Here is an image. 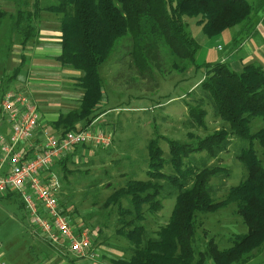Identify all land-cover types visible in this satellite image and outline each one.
<instances>
[{"label":"trees","instance_id":"1","mask_svg":"<svg viewBox=\"0 0 264 264\" xmlns=\"http://www.w3.org/2000/svg\"><path fill=\"white\" fill-rule=\"evenodd\" d=\"M21 5L14 14L0 8V27L9 17L10 31L20 36L19 44L24 46L38 33L36 22L41 11L60 14L61 49L54 59L62 67L82 72L77 81L82 90L79 106L59 114L53 122L57 132L85 129L104 112H99L105 99L100 67L123 39L131 40L129 55L140 73L159 64L162 49L176 69L204 68L197 85L201 97L189 108V114L203 126L206 99L214 114L227 124L204 137L189 134L191 142L164 138L168 158L162 156L156 137L148 141L147 179L129 178L106 199L105 205L116 206L119 215L117 224L121 226L116 234L135 246L129 257L112 258L110 264H204L209 259L214 264H245L253 250L264 245V125L256 131L250 129L254 118L264 122V68L256 61L244 64L240 71L224 61L197 63L200 44L190 33L185 17L196 18L195 23L208 38L238 27L232 37L236 44L238 37L254 32L253 15L264 6V0H51L45 6L40 0H32ZM233 136L248 142L235 156L245 173L238 184L227 188L224 197L215 199L210 180L218 174L222 179L228 176V170L219 163V154ZM255 141L261 147L260 156L254 149ZM202 151L218 162L194 166L190 155ZM67 157L59 160L63 168ZM165 164H169L170 173L162 171ZM160 180L176 187L177 193L166 223L159 226L154 237H146L142 224L145 210L162 208ZM125 197L129 202L126 207L122 204ZM230 203L235 204L247 231L234 234L226 248H219L210 238L205 248L196 249L198 215Z\"/></svg>","mask_w":264,"mask_h":264},{"label":"rangeland","instance_id":"2","mask_svg":"<svg viewBox=\"0 0 264 264\" xmlns=\"http://www.w3.org/2000/svg\"><path fill=\"white\" fill-rule=\"evenodd\" d=\"M24 1L29 2V4L32 3V0H0V8L14 14L21 2ZM248 1L255 3V0ZM50 2L51 0H40V5L45 6ZM46 15L48 14L45 12L41 13L36 22L37 25L38 22L46 21L42 19ZM185 19L190 33L201 43L196 56L197 63H202L205 60L214 62L220 57H226L231 61L233 57H237L231 47L233 36L230 31H227L228 35H224L223 39L220 40L222 48L215 49L211 47L215 45L213 39L211 41L207 37H202L201 26L195 23L196 18L185 17ZM9 23L10 18L5 17L4 25L0 27V88L5 90L13 87L23 90L30 94L31 99L40 106H42L44 97L56 95L58 98L56 96L54 98L57 99L58 104L53 109L54 113L57 110L64 112L74 107L73 101L77 95L73 91V83L68 80L64 83L67 74L58 73L60 76L58 79L63 83L59 82L60 91L50 84V80L44 73L39 72V69L31 68L29 71H24L27 75L22 77L13 78L10 77L11 75L5 74L8 69L18 63L19 59V47L13 44L19 43L20 36L10 31ZM41 41L36 36L32 45L37 46ZM205 41L210 42V44L205 45ZM49 42V44L41 45H43L42 48L51 50L52 53L54 52L53 49L56 50L57 44L54 40ZM130 48L131 40L123 39L100 67V74L104 81L105 99L99 112L101 110L104 112L103 115L100 114L94 119L91 127H100L105 130L111 137V143L107 146L88 144L84 146L86 153L83 155L79 152L81 150L78 145L72 152L65 154L68 156V160L65 162L64 168L63 165L59 164V160L51 168L59 179L57 180L58 204L68 219L71 221L74 214L80 213H82L80 216H89L86 218L88 221L85 223L84 229H78L75 222L71 221L75 229L78 232H87L93 241L95 237L93 232L98 228L96 242L106 240L111 246L126 245L127 247L128 241L116 234L117 227L121 226L117 224L119 215L116 206H106L105 203H107L108 196L123 186L127 179H147L145 171L148 161V141L156 137L162 149V156L168 158L166 138L179 142H191L192 137L190 138L189 134L193 137H204L212 131L224 127V124L227 126L214 114L212 105L206 99H204V109H206L207 114L203 118V126L197 125L189 114V108L195 106L201 97L197 85L204 75V68L188 66L186 70L176 69L171 66L170 57L166 50L162 49L159 64L157 66L152 65L146 73H140L131 61ZM30 49L33 51L37 48L31 47ZM206 51L211 55L208 58L204 56ZM46 59L49 64L57 63L54 62L53 55L47 56ZM235 68L237 69V66ZM36 85L38 87H35ZM45 87L47 88L44 89ZM63 90L64 92H61ZM66 95L70 98L63 97ZM53 104L51 103V105ZM53 125L52 121H46L43 122L40 129L57 132ZM263 125L262 120L254 118L250 123V129L256 131ZM4 129V126L0 124V134L4 132ZM247 145L246 140L233 136L228 139L226 150L219 154V163L228 170V176L222 179V174H218L211 178L210 184L214 189L212 195L215 199L224 197L227 188L238 184L243 178L244 167L235 156L241 147ZM254 149L260 156L261 147L256 141L254 142ZM65 155L63 156L65 157ZM189 159L197 167L204 164L212 166L218 162L217 159L208 157L204 151L193 153ZM162 171L170 173L169 164H165ZM159 182L163 184L159 196L162 208L155 212L145 210L146 221L143 224L146 226L144 234L146 237H154L159 226L168 220L177 193L176 187L169 182L163 180ZM122 204L125 207L129 206L126 197L123 198ZM234 208L235 204L230 203L225 208L207 214L213 220L220 218V222L218 224L213 223L214 226H208V230L200 227L201 223H199L195 235L196 249L205 248L206 242L213 238L211 237L212 234L213 236L216 234L217 237L220 234L225 236L226 230L233 224L231 219L234 216L240 218L238 214L233 213ZM200 215H198V221ZM129 218L125 217V219ZM229 220L231 221L230 224L226 223ZM240 222L233 224L230 228L238 231L240 224L245 226ZM217 242L220 247L227 245L226 240L222 237H218ZM38 243L53 247L35 230L31 216L24 208L20 195L17 192H11L8 197L0 196V253L3 259L14 264L12 260H16L17 263L24 262L25 256H27L30 257V262L34 261V257L39 255L35 248ZM130 246L132 253L135 246ZM257 250L259 251V249ZM258 251L253 250L247 261L254 257ZM19 259L20 261H18ZM253 264H264V258L262 263Z\"/></svg>","mask_w":264,"mask_h":264},{"label":"built area","instance_id":"3","mask_svg":"<svg viewBox=\"0 0 264 264\" xmlns=\"http://www.w3.org/2000/svg\"><path fill=\"white\" fill-rule=\"evenodd\" d=\"M220 49L221 45H217ZM0 196L17 192L35 230L51 245H64L83 254L91 246L87 232L77 231L58 204L57 178L49 168L74 147L89 143L107 146L110 135L99 127L62 133L39 129L37 104L23 90L8 88L0 96ZM0 264H9L0 253Z\"/></svg>","mask_w":264,"mask_h":264},{"label":"crops","instance_id":"4","mask_svg":"<svg viewBox=\"0 0 264 264\" xmlns=\"http://www.w3.org/2000/svg\"><path fill=\"white\" fill-rule=\"evenodd\" d=\"M42 12L43 13L45 12L48 15L42 17V19L46 20V21H44L42 23L38 22V25H37L38 33L36 36H37V38L42 40L41 42H39V45L49 44L50 43L49 41L54 40V41H56V44H57L56 50L53 49L54 52L51 53V50H46V49L42 48L43 45H41L40 47H39V45L33 46L32 41H34V39H36V37L31 39L24 46H21L19 43H14L13 45L16 44L19 47L18 63L16 65L14 64L11 67V69H8L7 71L5 70L6 71L5 74L6 75L9 74V75H11L10 77H13V78L19 77V76L22 77V76L27 75L26 73H24V71H29L31 68L39 69L40 70L39 72L44 73L45 76L50 80V84L57 87L58 89H59V82L61 84H63L61 82V80L58 79V77L60 78L58 73L59 74L60 73L67 74L69 77L67 76V79L65 77L66 80L64 81V83H66L67 80L69 82L73 83L72 84L73 88H74L73 91L77 95L76 97H74V101H73L74 107H71V109L77 108L79 106V103H80L79 98L82 94V90L77 86V81H78V77L82 74V72L80 70L62 67L55 59H54L55 60L54 62L55 63L57 62V63L54 65L46 62L47 56L53 55V58H54L56 55H58L60 53V49H61V47H60V34H61V32H60L59 25H60V16L61 15L55 14L52 12H48V11H41L39 16L41 15ZM50 14H51V16H50ZM253 24L255 26L254 32L250 33L248 36H244V35L240 36V37H238L236 44H234V42L232 43L231 47L234 50V53L237 54V57L236 58L233 57V60H231V61H229V59L226 57H220V59H218V60L216 59V61L227 62V63H229V65L233 69L238 70V71L241 70V68L244 64L251 62V61L259 62L260 64L263 65V68H264V6L260 9H258L254 13ZM237 30H238V28L232 27V28L226 29L220 35H218L216 37H211V38L207 37V39H210V40L213 39L215 41V45H212L211 47L218 49L217 45H220V40L223 39L224 35H228L227 31H230V33L233 36ZM201 34L203 35L202 37H206L202 32H201ZM213 40H211V41H213ZM208 43L210 44V42L205 41V45H207ZM199 44L201 47L200 42H199ZM31 47H35L37 49L32 51L30 49ZM221 48H222V46H221ZM207 51L205 52V55H204L206 58H208V56H211L209 53H207ZM30 54H31V56H30ZM216 61H214V62H216ZM235 66H237V69L235 68ZM35 87H38V85H36ZM46 88L47 87H45L44 89H46ZM35 89H37V88H35ZM60 90L61 89H59V91ZM73 91H70V92L72 93ZM3 92H4V89L2 90L0 88V96L2 95ZM61 92H64V90ZM54 97H44L42 106L37 105L38 112H39V122H38L39 123V129H38V132L35 134L36 140L40 139L39 138L40 137L39 136L40 131H43L42 129H40V126L43 125V122H46V121L54 122L58 118L60 113H65V112L71 110V109H67V111H64V112H59L57 110L56 113H54L53 109L58 104L57 99ZM56 97L58 98V96H56ZM63 97L64 98L65 97L70 98V96H68V95L63 96ZM46 103H48V104L46 105ZM51 103H54V104L51 105ZM39 106H40V109H39ZM48 107H49V109L46 110V108H48ZM1 125L4 126V128H5L4 132H7L8 129H7L6 123L3 122V123H1ZM88 144L89 143H84V144L79 145L80 148L79 147L78 148L81 150L79 152L82 155L84 153H86V147H84V146H87ZM74 148L70 152H72L74 150ZM61 158H62V156H61ZM52 166L49 168L48 171H51L52 173H54L57 180H59L57 177V174L51 170ZM232 211H233V213H236L235 208ZM208 213H211V212H208ZM208 213L201 214L203 216L200 215V219H199L200 222L198 221L199 223H201L200 227H202L203 229L205 228L206 230H208V226H210V225L214 226L213 223L218 224L220 222V218H215L214 220L210 219V216L207 215ZM81 214L82 213L74 214L72 216L73 219L71 218V221L75 222V225L78 226V229H84L85 223L88 221V219H86V218L89 217V216H87V217L86 216H80ZM235 215H237V214H235ZM239 219L240 218H238L237 216H234V218L231 219V221L233 224H235V223H239L241 221V219L240 220ZM144 221H146V215H145V219L142 221V224ZM231 221L229 220L226 223L230 224ZM240 223H243V222H240ZM233 224H231L230 226H232ZM240 225L241 226H239L238 231H236L233 228H230V226H229L228 227L229 231L226 230V234L228 233L227 235L226 234H225V236H221L223 234L218 235V237H222L226 240L227 245H225L224 247H220L218 245V242H217L218 237L216 236V234H214V236L212 234L211 237H213L214 241L216 242V244L219 248H226V247L230 246L231 237L234 234H243L247 231L246 225L245 226H243L242 224H240ZM143 226H144V229H146V226L144 224H143ZM97 229L98 228H96V230L93 232L95 234V237L91 243L92 245L83 254H77V253L69 250L68 247H66L64 245H55V246L52 245L53 247H48L43 243H40V244L38 243L35 248L38 250L39 255L37 257H34V261L30 262L29 261L30 257L25 256V258H26L25 261L24 262L21 261L18 263L19 264H110V259H112V258L129 257L130 256V254H131L130 242L125 237L122 236L123 238H125L128 241V244H129L128 247L126 245L111 246L109 243L106 242V240L104 242H102L101 240H98L96 242V239H97L96 237L98 236V233L96 232ZM117 236H120V235H117ZM94 242H96V243H94ZM30 245H34V244H30ZM263 258H264V247H262V249H259V251L254 255V257L249 259L245 264L262 263ZM10 259H11V255H10ZM18 261H20V259ZM12 262L14 264H18L16 262V260H14V261L12 260ZM204 264H214V262L211 259H209V260L205 261Z\"/></svg>","mask_w":264,"mask_h":264}]
</instances>
